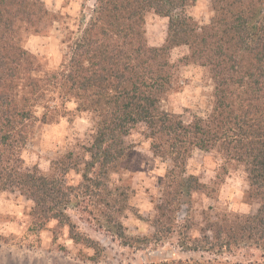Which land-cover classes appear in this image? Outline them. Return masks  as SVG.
I'll list each match as a JSON object with an SVG mask.
<instances>
[{
    "label": "trees",
    "instance_id": "obj_1",
    "mask_svg": "<svg viewBox=\"0 0 264 264\" xmlns=\"http://www.w3.org/2000/svg\"><path fill=\"white\" fill-rule=\"evenodd\" d=\"M194 1L95 0L79 30L69 34L60 66L42 73L24 35L42 31L51 12L44 0H0V191L30 198L35 223L67 226L71 239L94 250L90 259L98 260L102 247L79 229L70 209L96 215L130 245L120 220L128 196L109 181L127 154V137L142 124L154 153L170 158L178 175L171 196L158 206L155 237L171 233L170 213L184 195L204 186L185 174L194 149H216L245 166L248 197L258 208L210 220L204 241L194 239L193 249L224 253L247 247L264 254V0H211L214 16L204 26L185 12ZM149 11L169 19L161 46L148 44ZM179 46L189 48L187 62L206 68L214 82L212 112L189 123L161 105L175 83L171 51ZM70 101L91 112L96 127L78 183L67 179L80 165L71 155L45 173L27 169L19 154L29 128L65 116ZM188 231H182L185 237Z\"/></svg>",
    "mask_w": 264,
    "mask_h": 264
},
{
    "label": "rangeland",
    "instance_id": "obj_2",
    "mask_svg": "<svg viewBox=\"0 0 264 264\" xmlns=\"http://www.w3.org/2000/svg\"><path fill=\"white\" fill-rule=\"evenodd\" d=\"M94 1L44 0L52 17L43 24L42 31L27 32L23 42L37 56L42 73L60 66L68 50L69 34L79 30ZM185 12L200 26L214 16L211 0H196L186 6ZM168 22V17L147 12L145 28L150 46L164 44ZM188 54L187 46L172 49L171 60L177 66L175 83L161 103L163 109L180 114L186 123L196 116L207 118L214 106L211 74L206 68L187 62ZM65 106V116L46 123L38 121L29 128L19 154L27 169L37 167L45 173L56 161L71 155L80 165L67 179L78 183L96 131L95 120L91 112L77 110L74 101ZM148 134L142 124L127 137V154L109 181L112 188L122 186L128 196L120 220L130 245L124 244L99 217L95 219L96 215L70 209L79 229L102 247L100 258L90 259L94 250L71 239L67 226L52 221L40 228L35 223L34 202L30 198L20 191H0V264H264L263 251L257 248L224 253L193 249L198 244L194 239L204 241L210 220H220L226 213L249 214L258 208V203L248 197L245 166L226 160L216 149H194L185 174H194L204 186L192 195H184L178 208L174 202L177 211L166 219L171 233L155 237L158 206L171 196L170 184L178 175L170 158L154 153ZM185 228L189 230L186 237L182 232Z\"/></svg>",
    "mask_w": 264,
    "mask_h": 264
}]
</instances>
